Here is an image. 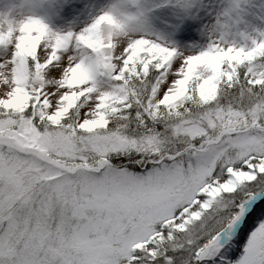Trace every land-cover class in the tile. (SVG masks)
Segmentation results:
<instances>
[{
  "label": "snow or ice",
  "instance_id": "obj_1",
  "mask_svg": "<svg viewBox=\"0 0 264 264\" xmlns=\"http://www.w3.org/2000/svg\"><path fill=\"white\" fill-rule=\"evenodd\" d=\"M0 264H264V0H0Z\"/></svg>",
  "mask_w": 264,
  "mask_h": 264
}]
</instances>
